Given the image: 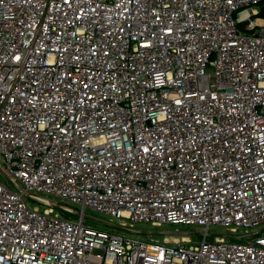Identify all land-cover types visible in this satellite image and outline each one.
I'll return each mask as SVG.
<instances>
[{"label":"built area","instance_id":"1","mask_svg":"<svg viewBox=\"0 0 264 264\" xmlns=\"http://www.w3.org/2000/svg\"><path fill=\"white\" fill-rule=\"evenodd\" d=\"M261 3L0 0V264H264Z\"/></svg>","mask_w":264,"mask_h":264},{"label":"rangeland","instance_id":"2","mask_svg":"<svg viewBox=\"0 0 264 264\" xmlns=\"http://www.w3.org/2000/svg\"><path fill=\"white\" fill-rule=\"evenodd\" d=\"M255 17V16H254ZM0 163H3V157L0 155ZM1 180H5V178L0 175ZM51 199H55L57 201H60L58 197H55L53 195L49 194H43ZM85 213L90 216L91 218L84 217L85 223L89 225H93L98 228L103 229H111L112 227L104 222H99L98 220L118 224V219L113 218L111 216L105 215L100 212H96L92 209H86ZM73 218H78L77 214L72 215ZM97 219V220H95ZM259 228L264 229V224H261ZM146 231H154L153 233H146ZM205 231L204 227L202 226H193L191 224H182V223H163L162 225H152L151 223H137L135 225L134 231H127L128 234L135 238H146V237H152V238H163L166 236H183L190 232H198L201 233ZM264 232V230H263ZM209 233H212L210 238L214 237V233L216 234H228V231L225 226H211L209 228ZM191 237L194 239H201L203 236L200 234L193 235L191 234Z\"/></svg>","mask_w":264,"mask_h":264},{"label":"water","instance_id":"3","mask_svg":"<svg viewBox=\"0 0 264 264\" xmlns=\"http://www.w3.org/2000/svg\"><path fill=\"white\" fill-rule=\"evenodd\" d=\"M0 170H1V172L3 173V175L5 176V178H9L8 177V175L0 168ZM56 207H59L58 205H56ZM76 214L78 215V216H80V215H83L84 217H88V218H91L90 216H88L86 213H84V212H82V211H77L76 212ZM91 219H93V218H91ZM95 220H97V219H95ZM99 222H104V223H106V224H108V225H110V226H114V227H117V228H119L120 226L118 225V224H114V223H110V222H106V221H102V220H98ZM154 231H146V233H153ZM189 234H193V235H196V234H200V235H202L203 234V232H201V233H198V232H190ZM211 235V234H210ZM230 237H232V238H238V236H235V235H230Z\"/></svg>","mask_w":264,"mask_h":264},{"label":"trees","instance_id":"4","mask_svg":"<svg viewBox=\"0 0 264 264\" xmlns=\"http://www.w3.org/2000/svg\"><path fill=\"white\" fill-rule=\"evenodd\" d=\"M259 15L264 16V4L263 3L260 4V12H259Z\"/></svg>","mask_w":264,"mask_h":264}]
</instances>
